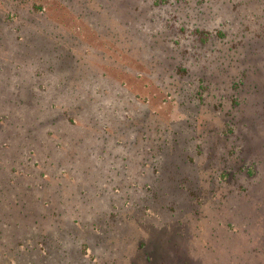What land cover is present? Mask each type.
<instances>
[{
	"label": "rangeland",
	"instance_id": "rangeland-1",
	"mask_svg": "<svg viewBox=\"0 0 264 264\" xmlns=\"http://www.w3.org/2000/svg\"><path fill=\"white\" fill-rule=\"evenodd\" d=\"M0 264H264V2L0 0Z\"/></svg>",
	"mask_w": 264,
	"mask_h": 264
},
{
	"label": "trees",
	"instance_id": "trees-1",
	"mask_svg": "<svg viewBox=\"0 0 264 264\" xmlns=\"http://www.w3.org/2000/svg\"><path fill=\"white\" fill-rule=\"evenodd\" d=\"M264 2V0H262ZM42 247V246H41ZM39 254H42V253H39Z\"/></svg>",
	"mask_w": 264,
	"mask_h": 264
}]
</instances>
